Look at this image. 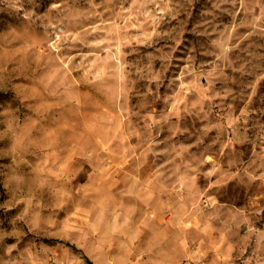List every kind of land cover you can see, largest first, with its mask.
<instances>
[{"label": "rangeland", "instance_id": "1", "mask_svg": "<svg viewBox=\"0 0 264 264\" xmlns=\"http://www.w3.org/2000/svg\"><path fill=\"white\" fill-rule=\"evenodd\" d=\"M0 264H264V0H0Z\"/></svg>", "mask_w": 264, "mask_h": 264}, {"label": "trees", "instance_id": "2", "mask_svg": "<svg viewBox=\"0 0 264 264\" xmlns=\"http://www.w3.org/2000/svg\"><path fill=\"white\" fill-rule=\"evenodd\" d=\"M67 246L70 247L73 250H76V248L74 246H71V245H68V244H67ZM86 262H88V261L86 260Z\"/></svg>", "mask_w": 264, "mask_h": 264}]
</instances>
